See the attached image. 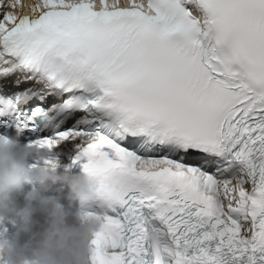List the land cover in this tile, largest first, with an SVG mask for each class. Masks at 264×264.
<instances>
[{
  "label": "snow or ice",
  "instance_id": "1",
  "mask_svg": "<svg viewBox=\"0 0 264 264\" xmlns=\"http://www.w3.org/2000/svg\"><path fill=\"white\" fill-rule=\"evenodd\" d=\"M19 7L0 133L101 179L90 264H264V0Z\"/></svg>",
  "mask_w": 264,
  "mask_h": 264
},
{
  "label": "clouds",
  "instance_id": "2",
  "mask_svg": "<svg viewBox=\"0 0 264 264\" xmlns=\"http://www.w3.org/2000/svg\"><path fill=\"white\" fill-rule=\"evenodd\" d=\"M34 158H40L36 149L18 138L0 135V219L12 215L18 221L11 239L0 237V262L90 264L89 245L101 222L88 217L84 205L97 200L101 179L85 172L57 174L58 163L37 167L30 164ZM55 185L68 189L67 208L49 195ZM26 186L30 190L20 208L13 194ZM76 202L81 206L79 211L73 210Z\"/></svg>",
  "mask_w": 264,
  "mask_h": 264
},
{
  "label": "bare ground",
  "instance_id": "3",
  "mask_svg": "<svg viewBox=\"0 0 264 264\" xmlns=\"http://www.w3.org/2000/svg\"><path fill=\"white\" fill-rule=\"evenodd\" d=\"M27 1H29L30 3H32V0H27ZM28 4H29L28 2L27 3L26 2H22L21 3V6L24 7V6H27ZM22 7H19V9H22Z\"/></svg>",
  "mask_w": 264,
  "mask_h": 264
}]
</instances>
